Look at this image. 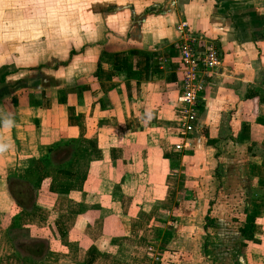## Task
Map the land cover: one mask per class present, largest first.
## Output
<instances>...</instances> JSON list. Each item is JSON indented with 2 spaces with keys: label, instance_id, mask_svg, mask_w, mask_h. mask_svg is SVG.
I'll return each instance as SVG.
<instances>
[{
  "label": "crops",
  "instance_id": "1",
  "mask_svg": "<svg viewBox=\"0 0 264 264\" xmlns=\"http://www.w3.org/2000/svg\"><path fill=\"white\" fill-rule=\"evenodd\" d=\"M89 12L64 71L0 73V264H264V0ZM180 23L221 59L186 136L179 76L159 61L176 60ZM11 234L45 247L21 256Z\"/></svg>",
  "mask_w": 264,
  "mask_h": 264
},
{
  "label": "rangeland",
  "instance_id": "2",
  "mask_svg": "<svg viewBox=\"0 0 264 264\" xmlns=\"http://www.w3.org/2000/svg\"><path fill=\"white\" fill-rule=\"evenodd\" d=\"M84 1L0 0V73H8L9 81H16L18 75L30 78L41 67L48 73L58 69L64 71L68 53L80 48L85 32L81 25H97L98 15L82 14ZM110 1L106 0V3ZM101 16L103 19L104 15ZM199 37L211 41L219 51L212 38ZM201 241V247L216 243L209 232L201 237ZM217 247L216 250L225 248L223 243ZM153 252L152 247H147V253Z\"/></svg>",
  "mask_w": 264,
  "mask_h": 264
},
{
  "label": "built area",
  "instance_id": "3",
  "mask_svg": "<svg viewBox=\"0 0 264 264\" xmlns=\"http://www.w3.org/2000/svg\"><path fill=\"white\" fill-rule=\"evenodd\" d=\"M177 40L173 45L177 56L175 61L161 57V64L170 66L179 76L181 91L176 99L177 124L183 136L196 131L199 101L205 87L212 79L220 76L221 59L217 47L211 41L195 36L184 23L175 27ZM184 144H174L175 151H181ZM150 252V248H148Z\"/></svg>",
  "mask_w": 264,
  "mask_h": 264
},
{
  "label": "trees",
  "instance_id": "4",
  "mask_svg": "<svg viewBox=\"0 0 264 264\" xmlns=\"http://www.w3.org/2000/svg\"><path fill=\"white\" fill-rule=\"evenodd\" d=\"M246 221H250L249 225L251 223V219L246 218ZM10 241L12 246L15 248V250H17V252L21 255V256H30L33 257L34 256H38L37 252H40L43 250L44 243L43 242H38L36 243V245H33L35 242H32L31 240L26 239L24 236L18 234V235H12L10 236ZM31 245L33 246L34 249V253L31 252ZM42 255V252H41Z\"/></svg>",
  "mask_w": 264,
  "mask_h": 264
}]
</instances>
